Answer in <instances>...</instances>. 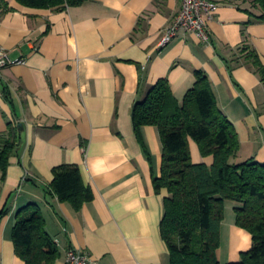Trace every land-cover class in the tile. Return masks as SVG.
I'll return each mask as SVG.
<instances>
[{
    "label": "crops",
    "instance_id": "0c3cea01",
    "mask_svg": "<svg viewBox=\"0 0 264 264\" xmlns=\"http://www.w3.org/2000/svg\"><path fill=\"white\" fill-rule=\"evenodd\" d=\"M4 1L9 10L0 5V44L25 63L0 77V134L11 122L21 135L5 177L0 170V264H26L12 235L28 206L41 209L58 245L55 264H67L71 249L98 264H170L161 235L166 195L154 185L163 145L157 127H144L148 157L133 108L163 79L182 103L196 72H204L239 135L233 163H264V83L242 53L249 46L264 63V23L252 17L260 11L251 0H213L211 43L181 32L161 49L182 0H92L61 11ZM189 145L193 163L213 165V156L203 157L192 139ZM64 165L78 167L94 195L79 211L52 190L54 170ZM226 216L222 264L240 261L252 247L251 234L235 224L231 202Z\"/></svg>",
    "mask_w": 264,
    "mask_h": 264
},
{
    "label": "trees",
    "instance_id": "16d2710c",
    "mask_svg": "<svg viewBox=\"0 0 264 264\" xmlns=\"http://www.w3.org/2000/svg\"><path fill=\"white\" fill-rule=\"evenodd\" d=\"M16 1L28 8L61 11L92 0ZM251 2L260 11L258 16L252 14L253 19L264 23V0ZM0 5L9 10L4 0ZM242 53L264 83V63L258 53L249 46ZM195 77L182 103L175 98L168 80L163 79L132 111L134 129L143 147L146 149L142 129L147 126L158 128L163 145L162 171L160 176L154 175V185L157 194L166 195L161 235L170 252V264H222L218 252L229 202L234 204L236 226L251 234L252 247L241 254L240 261L226 264H264V163H233L241 150L238 132L218 107L207 75L198 71ZM190 139L199 145L203 157H214L212 166L193 163ZM20 141L19 125L10 122L8 132L0 134V170L4 177ZM54 173L52 190L61 202L79 211L93 200V192L78 167L64 165ZM12 237L17 255L26 264H55L61 255L38 207L28 206L18 213Z\"/></svg>",
    "mask_w": 264,
    "mask_h": 264
},
{
    "label": "built area",
    "instance_id": "2783aa9c",
    "mask_svg": "<svg viewBox=\"0 0 264 264\" xmlns=\"http://www.w3.org/2000/svg\"><path fill=\"white\" fill-rule=\"evenodd\" d=\"M182 9L172 25L165 31L160 48L167 47L181 32H192L203 43H211L208 21L213 19L218 3L213 0H182ZM23 59H12L9 52L0 44V77L4 70L22 65ZM67 264H98L84 251L71 249L67 253Z\"/></svg>",
    "mask_w": 264,
    "mask_h": 264
},
{
    "label": "rangeland",
    "instance_id": "374dc122",
    "mask_svg": "<svg viewBox=\"0 0 264 264\" xmlns=\"http://www.w3.org/2000/svg\"><path fill=\"white\" fill-rule=\"evenodd\" d=\"M228 219H227V216L225 217V223H226V221H227ZM229 242H228V239H227V237H226V235L224 236V243H223V252H227V250L229 249V244H228Z\"/></svg>",
    "mask_w": 264,
    "mask_h": 264
}]
</instances>
